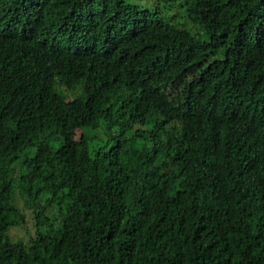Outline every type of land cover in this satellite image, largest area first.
<instances>
[{"label":"trees","instance_id":"1","mask_svg":"<svg viewBox=\"0 0 264 264\" xmlns=\"http://www.w3.org/2000/svg\"><path fill=\"white\" fill-rule=\"evenodd\" d=\"M160 1L0 0V264H264V0Z\"/></svg>","mask_w":264,"mask_h":264},{"label":"rangeland","instance_id":"2","mask_svg":"<svg viewBox=\"0 0 264 264\" xmlns=\"http://www.w3.org/2000/svg\"><path fill=\"white\" fill-rule=\"evenodd\" d=\"M133 3L137 4L142 8H152L157 6V0H131ZM163 14L169 18L172 23H183L185 27L190 28L191 23L187 17H185L184 9L185 4L182 0H168L165 2L160 1L159 3ZM197 28V27H196ZM21 160V159H19ZM17 205L21 208L25 213L26 224L24 227L20 228H12L9 231V234L15 240L25 241L28 236L33 234V219L30 210H25L23 204L20 200L17 201Z\"/></svg>","mask_w":264,"mask_h":264}]
</instances>
